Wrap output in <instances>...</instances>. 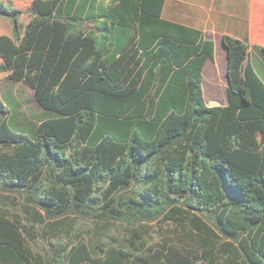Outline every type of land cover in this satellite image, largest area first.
<instances>
[{"label": "trees", "instance_id": "trees-1", "mask_svg": "<svg viewBox=\"0 0 264 264\" xmlns=\"http://www.w3.org/2000/svg\"><path fill=\"white\" fill-rule=\"evenodd\" d=\"M164 3L32 0L25 25L0 3V72L42 110L0 97V264H264V47L221 36L227 104L207 106L214 44Z\"/></svg>", "mask_w": 264, "mask_h": 264}, {"label": "rangeland", "instance_id": "rangeland-1", "mask_svg": "<svg viewBox=\"0 0 264 264\" xmlns=\"http://www.w3.org/2000/svg\"><path fill=\"white\" fill-rule=\"evenodd\" d=\"M31 2L32 0H0L5 6L10 5L14 9L22 11V15L19 19L20 24L25 25L31 17ZM256 3V4H255ZM253 18L254 27L256 30L252 33V40L254 44L264 47V0L254 1ZM248 8L249 4L246 3ZM248 11V9H246ZM11 35V22L8 18L0 17V36ZM252 44V43H251ZM217 62H210V67L205 68L203 78V93L207 106H223L227 104V80L224 71V58L222 59V48L217 45ZM252 60L258 66L262 77L264 78V61L258 56L256 52L252 53ZM223 61V64H222ZM1 63V59H0ZM223 66V67H222ZM0 97L4 103L9 107L16 106L19 111L27 114L28 116L39 115L42 110L35 102L33 93L30 88L20 82H12L7 79L5 73L0 72ZM19 209V207L17 208ZM15 213H18L16 210ZM79 232L82 239L89 242L90 239H94L95 233L93 232V223L89 220H79ZM148 228L151 237L156 238L160 234V228L157 224H152ZM111 233L117 237H124L126 235V229L124 226L113 224L110 226ZM40 233L38 228H35ZM66 241V240H65ZM54 243V240H52ZM31 247L35 251L43 253L48 248V243L41 240L39 237L35 243L31 244Z\"/></svg>", "mask_w": 264, "mask_h": 264}, {"label": "crops", "instance_id": "crops-1", "mask_svg": "<svg viewBox=\"0 0 264 264\" xmlns=\"http://www.w3.org/2000/svg\"><path fill=\"white\" fill-rule=\"evenodd\" d=\"M253 3L254 0H165L161 16L167 21L202 31L204 37L214 44L212 63L217 62L216 48L220 45L223 51L222 59H225V71L226 50L222 45L221 36L227 34L241 41L253 42ZM210 62L207 60L203 66V78L205 68L210 67Z\"/></svg>", "mask_w": 264, "mask_h": 264}]
</instances>
